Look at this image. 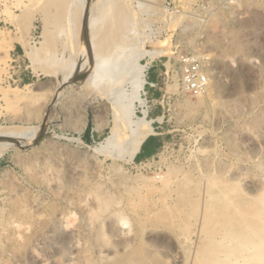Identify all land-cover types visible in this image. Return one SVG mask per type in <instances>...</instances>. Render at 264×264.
Listing matches in <instances>:
<instances>
[{
	"label": "rangeland",
	"instance_id": "374dc122",
	"mask_svg": "<svg viewBox=\"0 0 264 264\" xmlns=\"http://www.w3.org/2000/svg\"><path fill=\"white\" fill-rule=\"evenodd\" d=\"M132 23L154 153L124 163L90 69ZM0 131V264H264V0H0Z\"/></svg>",
	"mask_w": 264,
	"mask_h": 264
},
{
	"label": "bare ground",
	"instance_id": "6f19581e",
	"mask_svg": "<svg viewBox=\"0 0 264 264\" xmlns=\"http://www.w3.org/2000/svg\"><path fill=\"white\" fill-rule=\"evenodd\" d=\"M112 7L113 5H111V11L109 12L107 11L112 16L111 22L115 20L117 21V19L115 18L117 17L116 14L120 16L123 13L124 15V12L121 13L119 11L118 13L115 12L114 14V11H113L114 8L112 9ZM87 15H90V14L88 13ZM81 16H82V13H81ZM94 23H95V18L89 19L88 23L86 22V24H88V29L92 30L91 24H94ZM131 25H132L131 28L128 29V33L125 36L121 35L120 38H122L123 36L124 39L120 43L111 44V48L109 50H105V53L101 57H99L97 60L94 59L93 63L91 62L92 59H90V57H86L87 59H85V61L83 59L86 65L89 62L94 64L92 66V69L90 70H92L91 74L93 76L92 78L95 80V86L100 87L97 91L101 94L103 99L110 106V120H109V128H108L107 136L104 138L102 143L93 147L92 150L94 151V153L102 154L103 156L109 159L120 160L124 163L132 162L134 157L139 153L140 146L143 144V142L149 136L153 135V131L150 126L151 121L146 120L147 111L144 108V101L138 96L142 88L143 82H144L143 81V68L144 67L142 65L138 66L137 63H138L139 58L144 53L136 54V53H133L132 51L133 38L131 37V35L133 34L135 27H133V23ZM95 36L96 34L94 33V34H90L89 37L87 38L89 39V41H91L95 38ZM110 37H114V35H111ZM139 42H142V41H139ZM90 44H91V47L94 46L92 42ZM96 45L99 46L100 44H96ZM81 54H80V57L82 56ZM87 54L88 56L90 55L89 53ZM29 58H31V61L34 62L32 57H29ZM81 58H83V56ZM35 66L33 68V72L35 74H39V73L49 74V75H52V77H53V74H55L54 70L50 69L52 67L48 68V67H45L44 65L43 66L40 65L41 67L37 68ZM81 69L83 68L81 67ZM56 74H55V77H56ZM65 80H66V77L64 80H59V83L62 84V82ZM134 104L142 109L140 117H136L134 115V109H133ZM20 136H21L20 134H17L15 132H1L0 131V138H7V139L8 138H19ZM8 148H10V144H8L7 142H3V143L1 142L0 143V156Z\"/></svg>",
	"mask_w": 264,
	"mask_h": 264
},
{
	"label": "built area",
	"instance_id": "2783aa9c",
	"mask_svg": "<svg viewBox=\"0 0 264 264\" xmlns=\"http://www.w3.org/2000/svg\"><path fill=\"white\" fill-rule=\"evenodd\" d=\"M182 90L193 94H202L206 87L205 78L199 74L198 69L192 67L181 81Z\"/></svg>",
	"mask_w": 264,
	"mask_h": 264
},
{
	"label": "crops",
	"instance_id": "0c3cea01",
	"mask_svg": "<svg viewBox=\"0 0 264 264\" xmlns=\"http://www.w3.org/2000/svg\"><path fill=\"white\" fill-rule=\"evenodd\" d=\"M92 136V135H91ZM141 153V154H140ZM154 152H153V150H149V151H147V150H145V148L143 149V150H140V152H139V157L141 156V157H148V156H150V155H152Z\"/></svg>",
	"mask_w": 264,
	"mask_h": 264
},
{
	"label": "trees",
	"instance_id": "16d2710c",
	"mask_svg": "<svg viewBox=\"0 0 264 264\" xmlns=\"http://www.w3.org/2000/svg\"><path fill=\"white\" fill-rule=\"evenodd\" d=\"M143 149H144V147L142 146V147H141V150H143Z\"/></svg>",
	"mask_w": 264,
	"mask_h": 264
},
{
	"label": "water",
	"instance_id": "95a60500",
	"mask_svg": "<svg viewBox=\"0 0 264 264\" xmlns=\"http://www.w3.org/2000/svg\"><path fill=\"white\" fill-rule=\"evenodd\" d=\"M141 147H142V145L140 146V150H141ZM140 150H139V151H140Z\"/></svg>",
	"mask_w": 264,
	"mask_h": 264
}]
</instances>
